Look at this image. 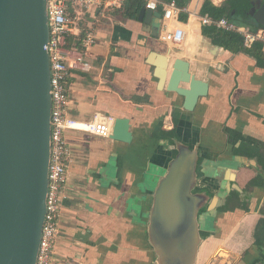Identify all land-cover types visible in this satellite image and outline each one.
<instances>
[{"label":"crops","instance_id":"0c3cea01","mask_svg":"<svg viewBox=\"0 0 264 264\" xmlns=\"http://www.w3.org/2000/svg\"><path fill=\"white\" fill-rule=\"evenodd\" d=\"M197 1L179 3L201 13L205 0ZM143 8L128 1L122 8L71 9L79 20L69 49L83 63L71 69L68 113L84 121L102 113L114 123L105 137L66 133L73 152L53 264H168L153 244L150 217L157 187L179 152L188 177L196 175L192 194L205 201L198 205L195 264H264V228H257L264 186H252L261 170L254 149L264 147V67L246 51L214 42L205 32L209 25L189 12L166 25L183 28L184 43L165 42L162 16L149 23L140 17ZM88 35L90 47L84 46ZM179 58L208 83L193 110L168 90ZM162 64L168 72L161 86ZM120 118L129 120V142L111 138ZM234 189L250 211H221Z\"/></svg>","mask_w":264,"mask_h":264},{"label":"water","instance_id":"95a60500","mask_svg":"<svg viewBox=\"0 0 264 264\" xmlns=\"http://www.w3.org/2000/svg\"><path fill=\"white\" fill-rule=\"evenodd\" d=\"M253 10L264 25V0ZM154 16L162 13L141 10L149 23ZM49 40L47 0H0V264H37L51 160ZM173 65L168 90L193 110L208 83L191 73L189 61ZM167 72L159 65L161 86ZM129 127L128 119H117L111 138L129 142ZM186 160L179 152L157 187L150 217L153 244L168 264H195L200 241L199 200L191 192L196 175L188 177Z\"/></svg>","mask_w":264,"mask_h":264},{"label":"built area","instance_id":"2783aa9c","mask_svg":"<svg viewBox=\"0 0 264 264\" xmlns=\"http://www.w3.org/2000/svg\"><path fill=\"white\" fill-rule=\"evenodd\" d=\"M131 0H47L48 19L50 25L49 56L51 64L52 85V135L51 160L49 168V189L47 195V213L42 231L37 264H53L56 245L61 234L62 202L67 196L68 169L72 162V148L67 141L69 130L89 132L99 136H109L114 119L102 113H96L92 120H79L68 113L70 103L69 82L71 69L83 63L81 56L74 60L67 41L78 25V16L71 13L73 6L83 8H122ZM145 8L157 11L164 6L162 19L166 28L161 35L162 40L174 46L184 43L186 32L177 27L168 29L170 21H178L182 12H189L200 18L203 25L215 26L218 30L235 31L241 34L244 45L251 47L257 41L264 42V28L256 31L248 25H239L226 17L214 19L210 15H202L199 8L183 7L179 0H136ZM198 0L197 2H200ZM198 6V5H197ZM94 43L93 35L84 39V46ZM85 66H87L85 64Z\"/></svg>","mask_w":264,"mask_h":264},{"label":"trees","instance_id":"16d2710c","mask_svg":"<svg viewBox=\"0 0 264 264\" xmlns=\"http://www.w3.org/2000/svg\"><path fill=\"white\" fill-rule=\"evenodd\" d=\"M133 2H139L131 0ZM254 6L251 0H225L221 5H215L211 0H205L201 8V14H208L214 19L221 17H227L229 20L234 21L238 24L248 25L252 30L256 31L260 28H264V25L259 23L254 18ZM216 31V32H215ZM206 34L214 36V42L223 45L230 51L238 52L240 50L246 51L250 55L257 59L258 65L264 67V42L257 41L251 47L244 45L243 38L240 33L235 31L218 30L215 26H207L205 29ZM67 46L69 43L67 41ZM242 150V149H241ZM259 165L264 170V147L262 150L254 149L253 154ZM255 186H264V173L260 174L253 182ZM238 201L237 192H234L230 202V206L226 209H233V207L244 206L240 201L233 205L234 200ZM232 207V208H231ZM246 208V207H245Z\"/></svg>","mask_w":264,"mask_h":264},{"label":"flooded vegetation","instance_id":"af4514ba","mask_svg":"<svg viewBox=\"0 0 264 264\" xmlns=\"http://www.w3.org/2000/svg\"><path fill=\"white\" fill-rule=\"evenodd\" d=\"M258 1H259V0H251V2H252V4H253L254 8L257 7V5H258ZM260 167H261V166H260ZM263 173H264V170H262V167H261V170L259 171L257 177H258L260 174H263ZM257 177H256V178H257ZM252 186H255V185H252ZM203 190H204V189H203ZM198 191H200V189H198ZM205 191H207V190H205ZM234 192H237L238 201H240L242 204H244L246 208H245L244 206H239V205H237L236 207H233V209H229V210L226 209V207H228V205L230 206V202H231L232 195L234 194ZM208 193H210V192H208ZM210 194H211V193H210ZM211 198H214V195H211ZM225 204H226V205H224V206L222 207V210H221V208H220L219 210H221V211H236V209L239 208V209H243V210H245V211H250V207L248 206L247 202L241 200V192L238 191V190H236V189H234V190L232 191V193H231V195H230V197H229L228 202H227V203L225 202ZM233 205H234V203H233ZM231 208H232V207H231ZM261 222L264 223V220H262ZM261 222L258 224L257 228H264V226H263V224H261ZM202 233H203V232H202Z\"/></svg>","mask_w":264,"mask_h":264},{"label":"rangeland","instance_id":"374dc122","mask_svg":"<svg viewBox=\"0 0 264 264\" xmlns=\"http://www.w3.org/2000/svg\"><path fill=\"white\" fill-rule=\"evenodd\" d=\"M199 204L202 205V206H205V201H203L202 197H201V199H199Z\"/></svg>","mask_w":264,"mask_h":264}]
</instances>
